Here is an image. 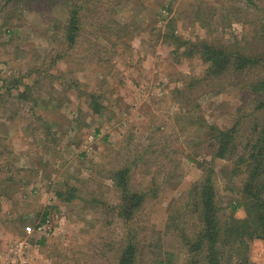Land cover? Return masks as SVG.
Here are the masks:
<instances>
[{"label": "rangeland", "instance_id": "rangeland-1", "mask_svg": "<svg viewBox=\"0 0 264 264\" xmlns=\"http://www.w3.org/2000/svg\"><path fill=\"white\" fill-rule=\"evenodd\" d=\"M57 4L0 0V264H117L128 240L136 264H264V238L222 245L216 262L192 250L208 175L220 222L246 217L233 210L246 171L214 155L209 126L238 123L240 152L264 99L248 87L264 56L216 76L202 51L264 53V0H95L72 44ZM124 168L143 196L132 216L114 179Z\"/></svg>", "mask_w": 264, "mask_h": 264}, {"label": "trees", "instance_id": "trees-1", "mask_svg": "<svg viewBox=\"0 0 264 264\" xmlns=\"http://www.w3.org/2000/svg\"><path fill=\"white\" fill-rule=\"evenodd\" d=\"M94 1L47 0L50 5L58 3L66 10L64 36L71 44L75 42L79 34L82 15ZM205 42L202 53L204 59L209 63V74L221 76L230 73V71L235 74H242L246 69L253 68L263 60L264 53L262 52L253 55L240 48ZM248 87L255 94L264 92V78L250 81ZM257 101L256 109H263L262 123L260 126L256 125L253 139L249 136L240 152H238L239 142H237L240 131L238 123L226 129L215 125L209 126L213 133L210 138L217 147L214 155L235 159L237 164L235 169H240L239 167L243 166L246 171L241 199L233 204V210L239 206L245 208L246 217L242 219L231 215L228 220L221 223L218 217L220 208L216 202L211 176L208 175L199 186L195 210L199 220L202 221V226L192 244V250L204 249L210 262H216L221 257L220 247L222 245L236 240L242 243L244 238H264V99L259 98ZM101 108L102 106L97 104L95 110L101 111ZM126 171L125 168L117 171L114 173V177H116L114 179L116 186L122 188L123 191L122 210L127 215L132 216L135 209H138L137 206L142 203L143 196L129 188L124 179ZM45 215L39 223L46 221ZM137 249L136 243L128 240L122 247L117 264H136ZM196 261L193 260L192 264H197Z\"/></svg>", "mask_w": 264, "mask_h": 264}, {"label": "crops", "instance_id": "crops-1", "mask_svg": "<svg viewBox=\"0 0 264 264\" xmlns=\"http://www.w3.org/2000/svg\"><path fill=\"white\" fill-rule=\"evenodd\" d=\"M1 198H4L3 196H1ZM24 233H26L27 234V232H24L23 231V234ZM22 242V244L20 245V243ZM24 243H25V241L24 240H22V239H16L15 240V243H14V246H13V250H12V252H11V254H18V255H21L22 253H24ZM19 251V252H18Z\"/></svg>", "mask_w": 264, "mask_h": 264}, {"label": "built area", "instance_id": "built-area-1", "mask_svg": "<svg viewBox=\"0 0 264 264\" xmlns=\"http://www.w3.org/2000/svg\"><path fill=\"white\" fill-rule=\"evenodd\" d=\"M48 223H49V220L46 219V221L37 224V226L27 225V226H25V229H26L25 231H26L27 233H31V231H34V230H36V229H38V230H42V229H44V228L47 226ZM21 244H22V242L20 243V245H21Z\"/></svg>", "mask_w": 264, "mask_h": 264}]
</instances>
